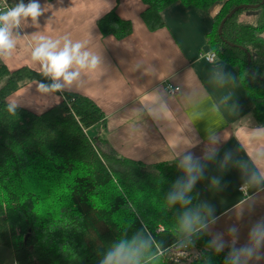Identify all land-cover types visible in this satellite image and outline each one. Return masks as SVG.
I'll return each instance as SVG.
<instances>
[{
    "label": "trees",
    "instance_id": "16d2710c",
    "mask_svg": "<svg viewBox=\"0 0 264 264\" xmlns=\"http://www.w3.org/2000/svg\"><path fill=\"white\" fill-rule=\"evenodd\" d=\"M142 1L150 29L163 26L162 12L177 2L204 11L221 4L206 44L236 70L253 102L251 119L264 126V4L239 9L218 33L233 8L262 0ZM97 25L119 40L133 31L115 8ZM229 43L247 49L250 67L247 52ZM32 81L53 83L43 71H12L0 60V245L12 250L15 264H101L116 245L134 240L148 241L139 264H225L231 250L210 246L205 228L191 236L197 258L159 254L187 241L185 212L198 213L205 224L212 218L194 187L186 193L190 203L170 202L177 182L187 179L177 160L146 164L118 155L107 138L106 114L85 95L54 91L63 99L43 113L9 111L8 97Z\"/></svg>",
    "mask_w": 264,
    "mask_h": 264
},
{
    "label": "crops",
    "instance_id": "0c3cea01",
    "mask_svg": "<svg viewBox=\"0 0 264 264\" xmlns=\"http://www.w3.org/2000/svg\"><path fill=\"white\" fill-rule=\"evenodd\" d=\"M0 1L12 8L19 3ZM36 2L42 9L36 21L22 18L11 29L15 46L0 55L7 68L43 71L31 55L40 35L60 40V47L65 37L83 43V50L100 63L81 70L78 80L59 92L85 95L99 105L107 116L109 144L120 156L146 164L177 160L181 167L184 156L191 154L203 169L193 187L212 209L205 228L209 237L219 238L223 250L249 245L251 229L264 222V180L251 179L253 173H264V134L259 131L264 126L251 119L253 102L236 70L221 60L206 59L211 51L206 35L221 4L204 11L177 2L162 12L164 25L150 29L142 17V0ZM114 8L133 25L132 33L121 40L103 36L97 25ZM167 83L180 87L179 92L168 93ZM41 84L27 83L8 102L34 113L61 102L62 94L41 91ZM242 185L246 193L239 189ZM257 255L259 259L254 256L247 264H264V245Z\"/></svg>",
    "mask_w": 264,
    "mask_h": 264
},
{
    "label": "clouds",
    "instance_id": "9594fccd",
    "mask_svg": "<svg viewBox=\"0 0 264 264\" xmlns=\"http://www.w3.org/2000/svg\"><path fill=\"white\" fill-rule=\"evenodd\" d=\"M41 14V5L36 0H30L27 5L23 3V0H19L14 8L0 13V55L10 53L15 46V41L11 38L12 27H18L22 18L31 17L33 21H36ZM36 40L37 46L32 51V60L39 61L43 74L53 81L50 86L41 84L39 86L41 91H59L62 87L71 86L80 77L81 70L95 69L100 63L99 57L83 50L85 45L81 42L73 43L65 37L63 46L60 47V40H52L43 35L36 37ZM61 80L63 84L59 83ZM14 108L15 105H11L9 111H14ZM259 131L264 134V129ZM214 154L212 153V155ZM230 155V153H226L225 159H229ZM181 167L184 168L187 179L184 182H177L178 190L170 194L169 200L172 203L179 201L188 204L190 200L186 193L191 191L199 176L202 175L203 169L191 154L184 156ZM251 179L254 181L264 180V173L259 175L253 173ZM216 182L219 183V181ZM208 212L211 214L212 209L209 208ZM181 224L188 236L187 241L182 243V246L185 247L192 243L191 236L193 234L207 227V224L201 221L199 214L191 211L185 212ZM231 231L235 232L236 229L233 228ZM250 241L249 245L240 249L233 248L226 258L225 264H242V258H244L243 264H247V261L254 256L256 259L260 258L257 252L264 245V222L257 223L251 229ZM210 246L218 252L224 247L219 238L212 240ZM146 247H148V241L144 240L139 243L134 240L131 244L122 242L106 254L101 264H139L140 253Z\"/></svg>",
    "mask_w": 264,
    "mask_h": 264
},
{
    "label": "built area",
    "instance_id": "2783aa9c",
    "mask_svg": "<svg viewBox=\"0 0 264 264\" xmlns=\"http://www.w3.org/2000/svg\"><path fill=\"white\" fill-rule=\"evenodd\" d=\"M12 7L8 6L5 4L4 1H0V11H8ZM206 59L210 62L216 61V56L213 52H208L206 54ZM166 90L170 94H176L179 92L180 87L178 86H173L170 83H167L165 86ZM242 192L246 193L247 187L245 185L240 186L239 188ZM192 241V240H191ZM185 242V241H184ZM183 242L176 243L173 246L167 248L166 250H159V254H164L167 256L172 257L175 261H179L180 259H186L189 260L191 256V252L196 250V245L192 241V243L188 244L186 247L182 246Z\"/></svg>",
    "mask_w": 264,
    "mask_h": 264
},
{
    "label": "water",
    "instance_id": "95a60500",
    "mask_svg": "<svg viewBox=\"0 0 264 264\" xmlns=\"http://www.w3.org/2000/svg\"><path fill=\"white\" fill-rule=\"evenodd\" d=\"M261 4H264V0L261 1L260 4H257V5H246V4H242V5H239V6H236L235 8H233L227 15L226 17L222 20V22L220 23V26H219V30H218V33L219 35L222 37V32H223V27H224V24L226 22V20L231 17L236 11H238L239 9H242V8H249V9H256L258 8ZM231 46H238L236 44H233V43H229ZM239 48L243 49L244 51L247 52V49L242 47V46H238ZM248 54V59H249V62H248V67H250V63H251V54L249 52H247ZM260 80H263V78L259 77Z\"/></svg>",
    "mask_w": 264,
    "mask_h": 264
},
{
    "label": "rangeland",
    "instance_id": "374dc122",
    "mask_svg": "<svg viewBox=\"0 0 264 264\" xmlns=\"http://www.w3.org/2000/svg\"><path fill=\"white\" fill-rule=\"evenodd\" d=\"M199 256L198 249L191 252L190 259L191 261ZM0 264H15L14 256L12 250L9 247L0 245Z\"/></svg>",
    "mask_w": 264,
    "mask_h": 264
}]
</instances>
